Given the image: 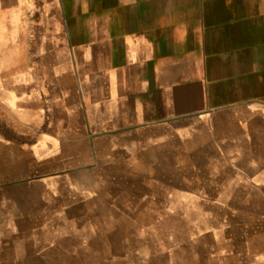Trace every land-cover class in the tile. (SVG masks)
<instances>
[{"label":"crops","instance_id":"crops-1","mask_svg":"<svg viewBox=\"0 0 264 264\" xmlns=\"http://www.w3.org/2000/svg\"><path fill=\"white\" fill-rule=\"evenodd\" d=\"M107 180L264 264V0H0V264Z\"/></svg>","mask_w":264,"mask_h":264},{"label":"rangeland","instance_id":"rangeland-1","mask_svg":"<svg viewBox=\"0 0 264 264\" xmlns=\"http://www.w3.org/2000/svg\"><path fill=\"white\" fill-rule=\"evenodd\" d=\"M105 184L106 192L92 196L86 204L64 211L48 210L41 221L31 219L36 223L22 224L20 234L34 238L39 251H27L20 263L195 264L196 251L215 248L210 235L202 236L211 228L209 215L213 212H196V220L188 219V223L175 215L154 220L147 205L139 202L138 184L131 186L129 180L124 193L116 180ZM31 191L28 198L39 193L35 187ZM256 241L260 245L259 239Z\"/></svg>","mask_w":264,"mask_h":264}]
</instances>
